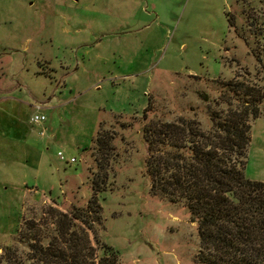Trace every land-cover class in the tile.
<instances>
[{
    "label": "rangeland",
    "instance_id": "obj_1",
    "mask_svg": "<svg viewBox=\"0 0 264 264\" xmlns=\"http://www.w3.org/2000/svg\"><path fill=\"white\" fill-rule=\"evenodd\" d=\"M236 82L264 92V0H0V264H32L50 208L93 199L117 264H204L186 202L152 189L149 130L208 132ZM259 109L245 175L264 181Z\"/></svg>",
    "mask_w": 264,
    "mask_h": 264
},
{
    "label": "trees",
    "instance_id": "obj_2",
    "mask_svg": "<svg viewBox=\"0 0 264 264\" xmlns=\"http://www.w3.org/2000/svg\"><path fill=\"white\" fill-rule=\"evenodd\" d=\"M231 90L241 103L232 109L229 101L224 118L212 114L208 132L186 120L149 130V137L160 136V149L149 139L146 163L152 189L173 202L185 201L197 221L200 262L264 264V181L245 175L249 119L259 117L264 92L239 82ZM100 209L97 199L85 208H50L56 233L46 246L34 239L32 264H117L115 251L96 237Z\"/></svg>",
    "mask_w": 264,
    "mask_h": 264
},
{
    "label": "built area",
    "instance_id": "obj_3",
    "mask_svg": "<svg viewBox=\"0 0 264 264\" xmlns=\"http://www.w3.org/2000/svg\"><path fill=\"white\" fill-rule=\"evenodd\" d=\"M46 121V116L44 114H39V113H36L32 118H31V122L34 123V124H42L43 122ZM43 134V132H42ZM59 158L63 161H67L63 152H59ZM70 161H75V159H71Z\"/></svg>",
    "mask_w": 264,
    "mask_h": 264
}]
</instances>
